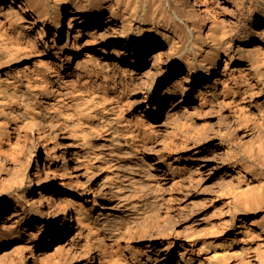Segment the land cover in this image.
I'll list each match as a JSON object with an SVG mask.
<instances>
[{
    "label": "bare ground",
    "instance_id": "1",
    "mask_svg": "<svg viewBox=\"0 0 264 264\" xmlns=\"http://www.w3.org/2000/svg\"><path fill=\"white\" fill-rule=\"evenodd\" d=\"M256 1L0 0V147L3 141L11 138L15 145H21L25 140L32 142L30 138L34 137L35 151L37 145L38 150L39 145L45 150L41 165V155L38 158L35 153V170L30 172L36 179V186L27 177L31 155L25 157L20 153L22 157L18 160H0V264H29L30 258V264L42 262L41 231L44 229L50 230L49 242L56 244L55 247L63 253L62 260H56L58 263L95 264L97 254L91 251V237L98 231H103L101 237L117 235L119 238L124 231L131 234L133 227L130 229L129 225L135 221L128 220L142 205L136 196L140 184H136L139 187L131 185L137 179V150L130 146L134 138L127 130L128 135L125 132L122 113L115 110V103L107 101L110 100L107 93L105 100L102 96L105 92L100 94L92 89L93 84L87 91L88 88L80 82L71 80L73 77L67 79L72 81L70 84L66 81L67 84L60 83L51 79L55 71L66 72L77 79L92 73L111 75L130 82L138 93L149 92L159 107L169 103L170 114L182 112L183 125L187 127L184 140L196 145L194 153L198 159L207 158L204 154L208 149L214 155L222 150L220 166H213L222 169L224 183L215 180L212 200L217 199L226 206L221 213L228 216L231 224L238 222L234 233H240V240L247 244L238 249H248L244 250L252 264H264V12L257 13ZM33 53L46 59L42 68L32 70L36 63L35 60L31 63L29 56ZM85 79L81 81L83 84ZM97 87L101 88L99 84ZM197 95L202 99L200 103L209 104V110L205 109L213 114L214 122L221 124L223 114L224 118L231 115L234 122L238 120L237 126L234 124L230 129L235 131L242 125V133H236L235 145L218 124L208 139L209 132L201 131H205L204 126L207 128L209 123L208 126L202 123L204 129L199 132L194 128L197 126H193ZM91 121L96 124L94 126L99 123L106 133L96 130L93 133L90 127L94 126H88ZM75 124L84 126H80L82 129L77 126L79 131ZM177 124L176 128L182 129V125ZM141 132L139 136L146 140L149 135L146 131ZM172 136H168L169 141L173 140ZM93 138H97L96 141H92ZM120 141L124 142L123 145ZM204 141H211V144L205 145ZM161 156L147 166L155 171L158 179L172 181V185L179 173L176 164L162 168ZM206 161L201 162L204 167ZM103 167L108 171L104 180L99 182L95 175L100 172L95 173V170L103 171ZM139 176L141 179V173ZM57 177L65 190L55 184ZM115 180L124 181L122 192L120 189L117 192L111 185ZM60 191L66 192L60 196ZM167 197L168 201L172 198ZM153 210L150 213H154ZM123 211L128 212L123 215L129 219L121 218L119 212ZM259 214L262 216L261 225L252 228L251 219ZM208 215L206 217L213 216ZM159 226L156 227L160 230L162 227ZM135 227L133 229H137ZM183 230L187 234L200 229L195 224H186ZM14 243H18L12 250L16 252L8 257V248ZM186 243L180 242L179 248L174 249L173 242L167 239V244L163 243L157 250L140 255L135 250H128L125 256L126 260H131L130 264H139V261L141 264L225 262L221 263L222 250L221 255L218 254L220 257L214 256L216 253L213 252L214 255L204 253L197 259L191 255ZM35 251L39 259L35 258ZM243 252H239L240 255Z\"/></svg>",
    "mask_w": 264,
    "mask_h": 264
},
{
    "label": "rangeland",
    "instance_id": "2",
    "mask_svg": "<svg viewBox=\"0 0 264 264\" xmlns=\"http://www.w3.org/2000/svg\"><path fill=\"white\" fill-rule=\"evenodd\" d=\"M253 1L255 2L256 0H253ZM263 7H264V0H257L256 1V10H257L258 14H261V13L264 12V10H263L264 8ZM82 56H84V55L82 54L81 57ZM29 57L31 58V63H33L34 60H35V63H36V64H33V66L31 67L32 70H36L38 68H42V63H43L44 60H46V59H43L42 57L38 56L36 53L35 54L34 53L31 54ZM38 61L40 63H38ZM54 73H53L54 75L51 76L52 77L51 79L59 80L60 83H63V84H67L68 83V84H70V83H72L71 80L73 79V81H75L76 83L80 82L79 84L85 86L84 88H86V89L88 88L87 91H89L92 88V89L97 90L98 93H100V94L105 92L104 95L102 94L103 97H105V95L107 93L108 97L107 96L106 97L110 98V100H107V101L109 103H113V104L115 103L116 105L114 104V107L117 106L115 110L117 112H119V114L122 113L121 114V118L125 121V122L123 121V124L125 123L124 124L125 132L127 133V135H128V132H129V136L134 138L133 143L130 144V146L133 147V148L135 147L134 149L137 150V156H138V158L136 159L137 160L136 161V163H137L136 164L137 165L136 178L137 179L134 182H131V185L134 184L133 187H135L136 184L137 185L140 184L139 186L143 187V189H142L143 191H142V190H140V187L136 185V187H139V194L137 193L136 196L138 195L137 197L139 198V201H140V203L142 205H140L138 208H136L137 210L135 209V211L133 212V217L130 218V219H129V217H127V215L126 216L123 215V214H127L128 213L127 211H123V213L119 212V214L121 213V215H120L121 218L129 219L128 220L129 222H131L130 220L135 221V222L138 220L136 223L137 224L141 223L142 226H140L139 224L138 225L136 224V225L142 227L143 229L140 228V227L138 228L135 225V222H134L131 225H129V228L131 229L132 227L134 228L136 226L137 229H133L132 228L131 234H130V231L127 232V233L125 231H124L125 233L121 232L118 235L119 238H117V235L116 236H111V237L110 236L107 237V235H105L104 237H101L103 235V231H98V233L94 234L91 237V241H90V243H91V246H90L91 251L93 253L95 252L97 254L95 264H114V263H116V261H117L116 264H123L124 262H125L124 264H127V263L130 264L131 260L129 258H128L129 260L127 259L128 262L126 260V256H127L126 254L128 253V250H132V251L135 250V252H139V255H140L141 253H144V252H150L151 250L154 251V250L159 249L164 244H167V239H168V242L169 241L173 242L174 249H178L179 248V243L180 242H185V243L187 242L186 244L187 245L189 244L188 246L190 248L191 255L193 257L197 258V259L200 258V256L202 254H204V253H207L209 255L211 253L213 255L216 253L214 256L217 255L218 257H220L218 254H220L222 252L221 253L222 255L220 254L221 258L223 257L222 260H221V263L225 261L224 262L225 264H242V263L245 264L246 262H248V264H249V262H250V258L248 257L249 254L247 255V252L245 251V250H248V249L245 247L244 248L245 250L243 249L244 252L240 251V249H238L239 246H241V245H245V246L247 245L242 239L240 240V237H241L240 233H236V234L234 233V231L238 228L236 226V223H238V222L235 221L233 224H231L232 222L228 218V216H225V215L222 214L224 212L223 210H225L226 206L223 203L219 202L217 199L216 200H212V196H211V195H213V193L211 192L212 191V186L217 184V181H219V180H220L219 182H222V180H221L222 179V177H221L222 176V169H218V168L216 169V167L213 166V165L220 166L219 165L220 164V159L219 158H220L221 155H223L222 150H221L220 153H217L219 155L218 156L216 154L214 155L208 149V151L206 150V153L204 154V157H207V158L203 157L204 159H198L196 157V154L194 153L195 149H196V145H193V144L191 145L189 142H187V140L186 141L184 140V138H186L185 135H186V132H187V127L185 128L184 126H186V125H183V120L184 119H183V114H181L182 112H179V113L176 112V113L170 114L169 113V110H170L169 109V106H170L169 103H167V105H165V106L159 107L157 105V102L150 98L149 92H146V93H140L139 92L138 93L137 91L134 90V88L132 89L133 86L128 81L124 82L123 79L120 81V79H118L116 77H113L111 75L110 76H105V74L103 75L102 73H92L91 75H89L87 77L84 76L87 80L85 79L84 80V84H83L81 81L83 80L84 77H81V79H79V78L77 79V77H75L74 75H66V72H63V71H55ZM71 77H73V78H71ZM107 77H109L110 79L107 78ZM68 78H71V80L69 79V81H71V82H69L67 80ZM99 78H102V79H99ZM95 80H96V82H95ZM64 81H66L67 83L64 82ZM114 81H115V83H114ZM94 82H95V84H94ZM103 82H105V83H103ZM125 83L127 85H125ZM86 84H88V85L86 86ZM91 84H93V86ZM98 84H99V87H101V88L97 87ZM128 86H130V88ZM89 87H91V88L89 89ZM125 87H127V88H125ZM106 97H105V100L107 99ZM102 99H104V98H102ZM143 99H144V101H142ZM200 102H202V99H201V97L199 95H197V99L195 100V105H196V109L194 111L195 115L193 114V120H194L193 126H196V125L198 126V124H199L200 127L197 128V126H196L194 128L197 129L198 132L201 131V129L205 128V131L202 130L201 133H203V132L204 133H208L209 132L208 133L209 135L206 137L208 139L210 135H213V131H212L213 127L217 126V124H218V126L220 128L225 130V132L229 135L230 141L233 142L234 145H235L237 143V141H236L237 137L236 136H238V134L236 135V133H238V131H239V134L242 133V129H240L242 127V125L240 124L241 127L239 125V128L236 127L235 131L233 129H230V127L231 128H232V126L234 127V124L236 125V123H238V120L237 121L235 120V122H234V118L231 115H229L231 117H229L228 115L227 116L225 115V118H224V115L221 114V116L224 118V120H223V118L220 117L221 118L220 121L222 123L220 124L219 121H217V122L215 121L214 122L213 114L211 112L207 111V110H209L208 107H210L209 104L200 103ZM205 107H206L207 110L205 109ZM200 108H201V110H200ZM203 110H204V112H202ZM205 110H206V112H208L207 115L205 114ZM230 120H232V122ZM180 122H181V124H180ZM95 123H98V122L95 121ZM202 123L203 124L206 123L205 124L206 126H208L207 123H209V126L207 128L205 126H204V128H202L203 127ZM223 123H224V126H223ZM176 124H177V126L178 125H180V126L182 125L180 128L184 129L183 132H182V129H179V126H178V129L176 128ZM227 124H229V125H227ZM94 125H96V124H94L93 121L90 122V125L88 123L89 127L90 126H94ZM173 125H174V127H173ZM75 126H76L75 128L77 130L79 129V131H80V128L82 129V127H80V126H84V124L83 125L80 124V126H79V124L78 125L75 124ZM77 126H79L80 128H78ZM98 126H99V128H98ZM90 128L93 129L92 130L93 133H96L94 130L101 132V134H103V133L105 134L106 133L105 130H103V128L101 127V125H99V123L97 124V126H94V128L93 127H90ZM152 128H154V129H152ZM172 128H173V130H172ZM198 129H200V130H198ZM207 129H209V130L207 131ZM175 130H176V132H175ZM140 131H143V132L146 131V134L149 135V136L147 135L148 136L147 139H151V140H147V139L144 140L143 138H141L142 136H139V134L142 135V132L139 133ZM154 131H155V135L153 136ZM173 131L175 132L176 135L174 134ZM169 132H171V133H169ZM234 134H235V136H234ZM170 135L171 136L173 135L172 138H171V140L173 139L172 141H169L170 137H168V136H170ZM182 135H183V137H182ZM96 139L97 138H93L91 140L92 141H96ZM165 139H166V141H165ZM30 140L33 143L28 141V140H25L24 142H22L21 145L20 144L15 145V143H13V139L12 138L9 139V140H5L6 142L3 141V144L0 147V160L9 158V160L11 159V160L15 161V160H18L19 158L22 157V156L20 157V155H24L25 157L31 155V163L29 164V167H28L27 177L31 178L32 179V185L36 186V179L32 176V174L30 172L35 170V165H36V157L35 156L36 155L39 156L38 158H40V155H41V159H40L39 163H40V165L42 164V161L44 160V156H45V150H44L43 147H40V145H39V150H41V153H40V151L38 150V145H37V146H35L36 149H37V152H36L35 148H34V137H31ZM159 140H160V142H158ZM162 140L165 141V142H163ZM183 141H185L184 142L185 144L183 143ZM35 142H36V140H35ZM210 142L211 141H208V143H207V141H204L205 145L211 144ZM120 143L123 145L124 142L120 141ZM143 143L146 144V145H144ZM166 143L168 144L167 148H165L166 147ZM189 144H190V146H188ZM162 145H164V148H163ZM157 149H158V152L156 151ZM160 152H161V154H160ZM35 153H37V154L35 155ZM159 154L163 155V156H161L162 157V160H161V167L162 168L167 169L168 166H170V165L173 166V165L176 164L175 165L176 166V170L179 173H177V175H175L174 179H175L176 182H179V183L175 182L174 184L171 185L172 181L165 182L164 179H160V178L158 179L157 176L154 175L155 171L151 167H149L150 166L149 163H152V160L155 159L156 157H160ZM208 157L209 158L211 157V159H209ZM204 160H207L206 161L207 165L205 167L201 163ZM143 162H145V163H143ZM166 162H167L168 165L166 164ZM139 165H141V166H139ZM147 165H149V166H147ZM178 168H179V170H178ZM102 169H103V171H99V169L95 170V173L100 172L98 175H95L96 176V180L99 181V182H101V180L102 181L104 180V178H105L104 176H105V174L108 171L107 169H105V167H103ZM148 169H149L150 172L148 171ZM144 170H145V172H144ZM139 173H141V175H142L141 179L139 178L140 177ZM148 173L150 174V176H148L149 175ZM151 174H153L154 176H152ZM197 175L199 177L201 176L200 178H202V179L198 178ZM188 176H189V179H188ZM193 178H194V180H193ZM156 179H158L159 181L156 180ZM191 179L193 181H191ZM195 179L197 181H195ZM59 180H60V178L57 177V179H55V181L54 180L53 181L56 182L55 184L59 188H63V189L66 188L63 184H59L58 183ZM215 180H217V181L215 182ZM139 181L141 183L144 182V184H142L143 186L141 185V183ZM146 181H147V183H146ZM155 181H157L156 182L157 184L155 183ZM152 182L154 183V185L155 184L156 185L155 186L152 185ZM159 182H162V183H159ZM194 182H197V183H194ZM108 183H110V182H108ZM123 183H124L123 180L122 181L121 180L120 181L119 180L118 181L115 180V181L111 182V185L113 186L114 190L117 189L116 190L117 192H119L120 190H121L120 192H122L124 190V188H122L123 187V185H122ZM182 183L183 184L185 183V184L183 185ZM222 183H224V182H222ZM149 184L151 186H149ZM211 184H213V185H211ZM182 185H183V187H182ZM208 185H210V186H208ZM144 186L146 187V189H144L145 188ZM205 186H207V187H205ZM150 187H152L151 190H150ZM202 188H204L206 191L204 189H202ZM168 189H170V190H168ZM208 189H210V190L207 191ZM161 190H163V191H161ZM140 191H142V193ZM148 191H149V193L150 192H152V193L149 194ZM65 192L66 191H60L59 195L62 196L63 194H65ZM143 193L146 194L147 196L144 195ZM168 194H169V196H168ZM140 195H142V196H140ZM164 196L165 197L168 196L167 198H170L172 196V198L169 199V201H171V202L169 203L168 199H166ZM164 199H165V202H164ZM197 199L200 202L199 205H198L199 202H196V201H198ZM202 199L204 200V203H206V204L203 203ZM193 200H195V201H193ZM209 200L210 201L212 200L211 203L209 202ZM158 201L159 202L162 201L161 203H163V204L165 203L166 205L165 204L163 205L161 203H160V205H158L159 204ZM192 201L195 202L194 203L195 205L193 204V206L195 207L193 210H192L193 206L191 205L193 203ZM201 201H202V203H201ZM196 203H197V205H196ZM169 204H171V205H169ZM182 204H183L182 207H185V208H181ZM161 205H163V206H161ZM214 205H215V207H213ZM220 205H222V206H220ZM189 206H191V207H189ZM216 206H218V207H216ZM223 206H224V209H223ZM145 207H147V209ZM158 207L161 208V209H159ZM198 207H200V208H198ZM186 208H188V209H186ZM148 209H152V210L154 209V210H156V212L153 210L154 213H150V212H152V210L149 211ZM145 210L148 213H146ZM188 210H190V212ZM209 210H210L211 214H209ZM212 210H214L215 212H213ZM191 212H193V213H191ZM219 212L220 213L222 212L221 215H220L221 218L218 216V214H220ZM140 213H141V215H139ZM214 213H215V215H214ZM143 214H145V215H143ZM208 214L209 215H213V216L210 217ZM206 215H208L209 217H206ZM141 216H143V220H145L146 218H149V219L143 221L141 219L142 218ZM261 217L262 216L259 214V215L255 216V217H253L255 220L253 218L251 219L252 228L253 227L256 228V226L259 227L261 225V222H262L261 221V219H262ZM158 219L160 220V222H159ZM209 219H210L211 222H213V224L209 221ZM166 220H167V222H166ZM228 220H230V221L228 222ZM161 221H163L162 223L166 222V224L165 225L161 224ZM169 221H171V222H169ZM143 222H144V224L145 223L146 224L144 225ZM156 222H157V224H156ZM158 222H159V225L161 224V226L158 225ZM219 222H221V223H219ZM171 223L174 224V225H172ZM147 224L149 225V227H147L148 226ZM153 224H154V226H153ZM183 224H185V225L186 224H191V225L195 224V227H197L200 230L195 232V233L186 232L187 234H185V231L183 230L185 225H183ZM214 224H215V227H214ZM219 224H221V225H219ZM169 225L172 226L173 228L170 227ZM207 225H208V227H207L208 229L206 228ZM156 226L157 227L159 226L160 228L161 227L162 228L159 230V228L157 229ZM199 226H201V227H199ZM150 227H152V228H150ZM147 228H148V230H147ZM163 228H165V229L163 230ZM180 228H181V230H180ZM216 228H218L217 231L220 232V233H218L216 231ZM203 229H205V232L207 234L205 232H203L204 231ZM158 231H160V233ZM176 231H178V232L176 233ZM200 231H202V232L200 233ZM41 232H42L41 251L43 252L42 253V256H43L42 258L43 259H42V262L40 261V263L38 262V264H60V261L58 263V261H56V260L57 259L58 260H62L63 253L61 251H59L55 247L56 244L52 245V243L49 242L50 230L46 231L44 229ZM196 233L199 234V236ZM156 234H160V235L157 236ZM192 234H194V235H192ZM225 242H227V243H225ZM220 243H222V244L225 243V244H223V246H222V244H220ZM16 244H18V243H14L11 247L8 248V251H9L8 255H7L8 257L14 256V253L16 251L13 252L14 251L13 248L16 247ZM14 245H15V247H14ZM229 250H230V252H229ZM233 251L236 254H234ZM121 252H123V253H121ZM213 252H215V253H213ZM239 252H243L242 255H240L241 253H239ZM232 253L234 254L233 256H232ZM238 253H239L240 256L239 255L237 256ZM120 254H122L121 257H120L121 259L123 258L122 261L123 260H125V261H123V262L119 261ZM228 255H229L230 258H228ZM244 255H245V257H244ZM241 256H243V257H241ZM35 258H38L36 251H35ZM244 258H246L245 259L246 261L244 260ZM247 259H249V261H247ZM114 260H115V262H114ZM31 262H32V259L30 258L29 259V264ZM99 262H101V263H99ZM224 263H222V264H224ZM250 263L252 264V262H250ZM139 264H141L140 261H139Z\"/></svg>",
    "mask_w": 264,
    "mask_h": 264
}]
</instances>
